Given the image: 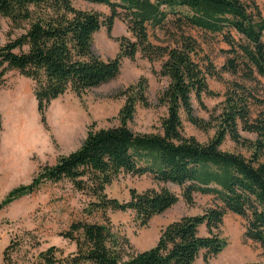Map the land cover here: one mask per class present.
I'll return each instance as SVG.
<instances>
[{
	"label": "trees",
	"instance_id": "1",
	"mask_svg": "<svg viewBox=\"0 0 264 264\" xmlns=\"http://www.w3.org/2000/svg\"><path fill=\"white\" fill-rule=\"evenodd\" d=\"M74 0H0V19L12 29L24 32L0 44V85L9 71L35 83L34 95L42 122L52 101L67 92L81 97L87 90L116 79L124 59L141 53L149 61L163 60L159 76L169 85L160 94V106L167 108L158 134H135L129 127L136 107H148L147 80L121 92L125 103L114 128L89 131L79 149L46 165L28 185L11 190L0 201V211L14 201L35 193L44 183L64 180L88 196L84 214H100L101 222L77 220L61 236L75 246L64 255L51 246L19 262L22 241L12 242L1 264H194L219 255L226 242L219 230L229 213L246 221V237L264 247V117L251 120L249 101L254 99L244 86L234 83L226 93L221 114L214 117L217 131L208 143L183 134L182 113L195 127L207 131L212 123L194 116L192 97L201 103L208 90L207 76L216 75L212 64L200 65V46L186 34L188 28L220 34L229 46L221 71L241 75L245 80H264V17L252 0H82L104 5L110 16L77 9ZM116 19L124 21L133 41L119 40L114 59L103 60L92 51L94 35L106 27L111 33ZM173 27V47L151 43L149 28ZM1 29V23H0ZM232 32L240 40L237 41ZM255 134L251 141L240 134ZM2 121L0 119V132ZM251 152L223 151L227 137ZM151 176L159 184L182 189V198L194 205V194L210 195L214 205L201 215L183 217L168 225L156 245L135 252L129 239L114 231L109 213H134L142 227L178 203L179 196L167 188L139 193L120 202L106 189L121 174ZM205 227L207 235L200 234ZM57 253H60L57 256Z\"/></svg>",
	"mask_w": 264,
	"mask_h": 264
},
{
	"label": "rangeland",
	"instance_id": "2",
	"mask_svg": "<svg viewBox=\"0 0 264 264\" xmlns=\"http://www.w3.org/2000/svg\"><path fill=\"white\" fill-rule=\"evenodd\" d=\"M264 17V0H252ZM77 9L93 11L102 18L110 16V9L104 5L74 0ZM0 44L4 45L24 32L12 29L9 20L1 18ZM186 34L194 37L199 46L197 58L205 68L212 64L216 75L207 76L208 90L203 94L201 103L192 97L194 116L212 127L207 131L195 127L182 113L183 134L194 137L200 143H208L217 131L214 117L221 114L226 93L234 83L244 86L254 97L250 99V117L255 120L264 117V80H245L241 75H232L221 71L229 56V46L220 34H211L199 29L188 28ZM178 31L166 26L164 29L149 28L152 44L173 47V37ZM234 38L240 37L232 32ZM134 40L124 21L116 19L111 33L102 27L93 37L92 51L103 60L114 59L119 52V40ZM264 42V34H263ZM163 60L149 61L141 53L134 60L124 59L119 76L111 82L87 90L81 97L67 92L49 105L46 121L42 122L34 95L35 83L23 77L16 70L9 71L0 85V201L16 187L28 185L38 175L43 166L56 164L62 156H67L81 147L89 131L114 128L119 125L118 114L125 100L118 94L122 90L137 84L141 78L147 80V99L149 106L138 105L134 119L129 123L135 134H158L161 121L167 108L160 106L158 98L169 85L167 78L159 76ZM23 107V108H22ZM243 138L255 141L257 136L243 132ZM223 151L242 154L249 158L251 152L238 146L228 136ZM167 188L179 196L177 204L161 215L154 216L142 227L131 211L109 213L114 231L126 236L135 252L148 250L156 245L161 232L171 223L183 217L201 215L214 205L210 195L194 194V205L186 204L182 198V189L171 183L159 184L151 176H132L121 173L107 187L110 198L120 202L131 199V190L143 193L147 190ZM89 198L77 191L67 180L44 183L35 193L26 195L0 211V264L4 251L15 241L23 242L19 262H25L31 255L51 246L59 248L64 255L75 251V246L65 240L61 234L77 220L101 222L100 214L88 217L84 214ZM226 242L224 250L216 257L205 261L203 256L194 264H264V247L246 237V221L237 215L227 214L219 230ZM202 236L207 235L205 227L200 228ZM60 253H57L59 256Z\"/></svg>",
	"mask_w": 264,
	"mask_h": 264
},
{
	"label": "bare ground",
	"instance_id": "3",
	"mask_svg": "<svg viewBox=\"0 0 264 264\" xmlns=\"http://www.w3.org/2000/svg\"><path fill=\"white\" fill-rule=\"evenodd\" d=\"M23 108V107H22Z\"/></svg>",
	"mask_w": 264,
	"mask_h": 264
}]
</instances>
